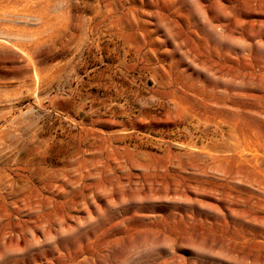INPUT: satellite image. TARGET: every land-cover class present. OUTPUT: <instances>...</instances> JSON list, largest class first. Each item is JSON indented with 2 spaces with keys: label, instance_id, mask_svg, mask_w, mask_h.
<instances>
[{
  "label": "rangeland",
  "instance_id": "1",
  "mask_svg": "<svg viewBox=\"0 0 264 264\" xmlns=\"http://www.w3.org/2000/svg\"><path fill=\"white\" fill-rule=\"evenodd\" d=\"M0 264H264V0H0Z\"/></svg>",
  "mask_w": 264,
  "mask_h": 264
}]
</instances>
